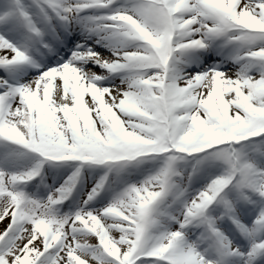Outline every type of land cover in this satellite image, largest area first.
I'll return each instance as SVG.
<instances>
[{"label": "snow or ice", "instance_id": "6c2138e0", "mask_svg": "<svg viewBox=\"0 0 264 264\" xmlns=\"http://www.w3.org/2000/svg\"><path fill=\"white\" fill-rule=\"evenodd\" d=\"M0 264H264V0H0Z\"/></svg>", "mask_w": 264, "mask_h": 264}, {"label": "rangeland", "instance_id": "374dc122", "mask_svg": "<svg viewBox=\"0 0 264 264\" xmlns=\"http://www.w3.org/2000/svg\"><path fill=\"white\" fill-rule=\"evenodd\" d=\"M43 181L34 180L32 184L29 186V191L31 192H38L41 196L47 195V188L45 186L50 187H58L65 179H67V176L70 175V171L66 172L63 169H58L52 166H47V169L43 171ZM99 177L95 175V173H88L86 172V181L94 182L95 179H98ZM88 187V184L85 183L81 191H86Z\"/></svg>", "mask_w": 264, "mask_h": 264}]
</instances>
